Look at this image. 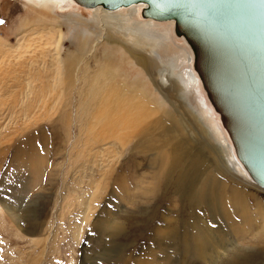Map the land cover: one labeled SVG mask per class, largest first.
I'll return each mask as SVG.
<instances>
[{"label": "rangeland", "instance_id": "374dc122", "mask_svg": "<svg viewBox=\"0 0 264 264\" xmlns=\"http://www.w3.org/2000/svg\"><path fill=\"white\" fill-rule=\"evenodd\" d=\"M30 3L0 0V264H264V191L236 170L223 131L186 90L192 52L184 38L165 49L160 67L153 61L145 71L120 61L114 44L95 51L116 60L122 78L144 83L146 103L161 110L154 115L163 116L161 125L138 135L145 123L136 111L121 119L79 91L81 71L75 90L63 86L62 59L85 29L73 16L90 20L91 8L72 5L40 20ZM91 29L87 38L96 36H88ZM160 68L172 74L170 81ZM104 110L106 126L97 118ZM173 123L169 144L178 148L171 149L164 140ZM159 150L164 163L155 158ZM223 150L238 176L217 170ZM175 156L181 165L168 172ZM218 176L221 182L206 181ZM199 180L224 192L237 186L241 211L225 199L228 215L214 214L184 194ZM243 226L242 237L235 230Z\"/></svg>", "mask_w": 264, "mask_h": 264}, {"label": "bare ground", "instance_id": "6f19581e", "mask_svg": "<svg viewBox=\"0 0 264 264\" xmlns=\"http://www.w3.org/2000/svg\"><path fill=\"white\" fill-rule=\"evenodd\" d=\"M30 2L35 9L34 16H39L40 20H43L44 18L53 19L56 11H64L72 5L82 6L75 0H34L35 3L30 0ZM144 7H146L145 3L122 6L118 9H109L102 5H98L95 7H85L87 9L91 8V11L93 12L90 20L81 17L82 15H74L73 17L76 19L74 20V23H78L80 26L85 27V29H82L84 35L79 32L76 33L77 48L68 51L66 57L62 59V66L65 70L62 75H64L63 86L65 90L69 92L76 89L77 81L79 80L77 79V75L78 72L81 71L82 74L80 79L84 81V87L81 86L79 91L94 97V107L98 109H106L109 111L110 115L118 114L121 119H128L130 110L136 111L138 115L136 119L141 121V123H145L138 135L144 134L146 131L148 135H151L152 129L161 125L163 116H154L161 110L146 103L148 101V95H150L147 92L146 85L137 78L131 79L129 77L122 78L121 75L119 76L120 69L116 66V60L111 56L104 55L101 57L98 54L95 55V51L100 43L104 45H107L108 43L114 44V52L119 55L120 61L130 65L135 62L144 70V68L148 69L153 61L156 62L159 67L160 64L164 63L165 49L171 45L172 47H177V36L184 38L182 41L184 40L185 43H188L185 36L177 34L175 30V20L160 21L153 18H146L142 15ZM172 25H174V31L170 30V26ZM86 27L92 28L91 34L88 36H91L92 34H95L96 36L87 38ZM159 28L161 29L157 31ZM165 33H167V35ZM101 37H103L102 40ZM82 51H84L83 56ZM106 52L107 51H105V53ZM191 52L192 53L189 57L191 69L188 68L189 71L186 72V78L183 77L186 84L185 88L186 90L187 88L192 89V92H194L200 100L198 101L199 110L203 113L205 112L207 118H214L213 120H215L217 126L223 131V142L226 143L229 154L233 156L230 161L236 167V170L238 172L242 171L245 178H247L252 184L257 185L250 175H248L242 162L236 155L229 134L221 122L220 114L214 109L209 100L201 78L194 67V52L192 48ZM89 53L92 54L91 57H88ZM82 63L84 64L83 68ZM93 64L96 67L94 73L91 71ZM110 66L112 69L107 70ZM139 71L142 73L141 70ZM159 75L162 77L163 81L166 79L170 81L169 78H172V74H166V70L163 68H160ZM110 90L111 92H108ZM181 90L182 88L178 85V92ZM114 92H118L117 99H114L113 97ZM135 100H137L136 103L134 102ZM179 105L182 106L180 102ZM188 110L190 115L199 121L203 127V132H208L207 128L204 127L202 120L199 119L191 109ZM162 112L170 115V112L167 110ZM97 118L104 126H106L108 115L105 110L102 111ZM173 126L174 123L166 128V138L164 140V144L171 147V149L178 148L176 145L170 146L169 144L172 136L169 134V131ZM178 154H182L181 148L178 149ZM154 155L161 163L166 161V155L162 150L155 152ZM226 159L227 154L225 150H223L220 152L216 162L219 173L226 178H232V174L238 176L237 173L231 172ZM196 162L197 161H194V163ZM180 165V156L173 157L168 172H172L175 168L180 167ZM221 178L218 176L215 179H206V181L221 182ZM185 181H187V178ZM257 186L264 191L262 187L259 185ZM259 188H257V190L261 192ZM186 189L187 191L184 194L193 197L199 203L208 204L214 214L228 215L223 208V201L225 199H233L238 205L237 211H241L238 201V193L240 190L237 186H233L229 190L230 192H224L219 188H212L211 185L206 186L199 180L197 182H190L188 187L186 186ZM129 194V191L126 189L124 196L127 198ZM200 224V222H195L192 226L198 227ZM239 228L241 229H236L235 232L243 237L246 234L247 229L245 226ZM203 245L204 243H200L197 248L201 249Z\"/></svg>", "mask_w": 264, "mask_h": 264}, {"label": "water", "instance_id": "95a60500", "mask_svg": "<svg viewBox=\"0 0 264 264\" xmlns=\"http://www.w3.org/2000/svg\"><path fill=\"white\" fill-rule=\"evenodd\" d=\"M175 20L194 67L248 175L264 189V0H75Z\"/></svg>", "mask_w": 264, "mask_h": 264}]
</instances>
